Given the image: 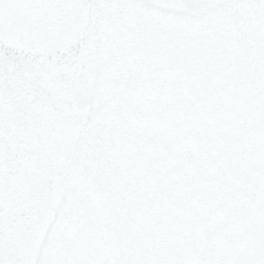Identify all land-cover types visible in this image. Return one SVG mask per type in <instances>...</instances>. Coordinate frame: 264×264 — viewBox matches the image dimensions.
Instances as JSON below:
<instances>
[{"label": "rangeland", "instance_id": "rangeland-1", "mask_svg": "<svg viewBox=\"0 0 264 264\" xmlns=\"http://www.w3.org/2000/svg\"><path fill=\"white\" fill-rule=\"evenodd\" d=\"M91 1L89 47L32 59V131L56 82L90 111L26 202L0 184V264H264V0ZM26 135H0L1 183L49 157Z\"/></svg>", "mask_w": 264, "mask_h": 264}, {"label": "flooded vegetation", "instance_id": "flooded-vegetation-1", "mask_svg": "<svg viewBox=\"0 0 264 264\" xmlns=\"http://www.w3.org/2000/svg\"><path fill=\"white\" fill-rule=\"evenodd\" d=\"M173 1V0H167ZM89 2V20L85 26L82 35L77 42L64 51H60L49 57L32 56L25 54L15 49L3 46L0 43V135L12 134H27V140H31L32 132L43 134L42 143L46 146V154L54 158L56 161L62 160L61 151L63 152L64 145L69 144L79 130L88 122L73 130V115L75 112V96L79 93H85L89 98V87L77 90L69 79L65 80L64 84L58 82L51 86L50 92V109H44L39 113L40 123L36 126V131H32L31 119L33 108L39 110L40 106L31 107V87L37 86L32 84L33 70L32 59H52L60 56H75L84 49L90 46L92 40L96 37L95 25L100 21L99 14L101 9L99 4ZM74 50V51H73ZM40 77V76H39ZM63 80V79H61ZM40 82L38 80L36 83ZM64 85L70 91L65 92ZM23 87V88H22ZM40 111V110H39ZM90 111V98H89ZM18 134V135H16ZM25 139V138H24ZM14 144L21 145V138L15 139ZM32 144V143H31ZM29 143V145H31ZM19 150L21 148H18ZM48 157V158H49ZM39 162L38 157L29 154L23 162L16 165L10 172L7 181L0 180V184L5 188L15 192V187L29 181L28 173L32 160ZM47 157L41 160L46 161ZM5 168H3V171ZM25 186V185H24ZM29 186V185H28ZM29 189L25 188L24 196ZM18 194L21 190L17 188Z\"/></svg>", "mask_w": 264, "mask_h": 264}, {"label": "water", "instance_id": "water-1", "mask_svg": "<svg viewBox=\"0 0 264 264\" xmlns=\"http://www.w3.org/2000/svg\"><path fill=\"white\" fill-rule=\"evenodd\" d=\"M89 20L88 0H0V43L32 56L74 45ZM89 98L75 96L73 130L87 122Z\"/></svg>", "mask_w": 264, "mask_h": 264}, {"label": "trees", "instance_id": "trees-1", "mask_svg": "<svg viewBox=\"0 0 264 264\" xmlns=\"http://www.w3.org/2000/svg\"><path fill=\"white\" fill-rule=\"evenodd\" d=\"M246 116H239V121L237 122V126H239V128H240V131H241L240 133L247 136L248 138H252L257 133L258 126H259V124H261L262 118L258 115H254V114H252L251 116H247V117ZM197 155H198V152H197ZM56 162L58 163V162H60V160L57 159V161H56L54 158L49 157V158H47L46 161L39 163L33 159L31 162L30 171L28 173V176L30 179L28 182H26V184H25V182H23L20 185V187H15L16 190L13 193V198H12L13 204L12 205L16 206V204L19 203L18 201L21 200V197L22 198L24 197L23 202L24 201L26 202L27 196L26 197L24 196L25 188L30 190V188L32 187V185L36 181L41 182L42 178L45 177L43 174L46 173V170L48 169V167L54 168ZM207 171H208V169H207ZM247 180L248 179H245V176L242 175L241 179L237 180V182L234 181V183L236 184V187H235V189L232 190V192H235L238 195H240L247 190L253 189V187L255 186V182H251V181H247ZM17 188H18V190L19 189L21 190V194H18ZM260 188H262V187L259 186V189Z\"/></svg>", "mask_w": 264, "mask_h": 264}]
</instances>
